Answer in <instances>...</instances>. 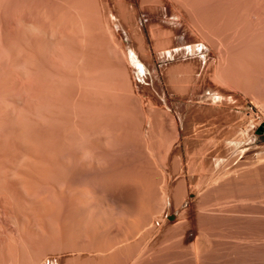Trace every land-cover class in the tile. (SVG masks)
Wrapping results in <instances>:
<instances>
[{"label": "rangeland", "instance_id": "1", "mask_svg": "<svg viewBox=\"0 0 264 264\" xmlns=\"http://www.w3.org/2000/svg\"><path fill=\"white\" fill-rule=\"evenodd\" d=\"M165 1L0 0V46L3 45L2 48L0 47V82H2L0 84V94L4 91L6 92L7 88L8 90L15 89V85H13L15 80H22L25 85V90H30V94L32 92L34 93H32L34 96L32 94L30 96V94L25 91L26 93L23 95V103L25 104L24 107H20L19 111L25 115L16 110V115L18 116L15 120L11 121V119H8L10 121L8 122L3 117L0 118V127L2 130H0V150H2L0 151V166L4 163L5 165L9 164V162L10 164L15 161L22 162L23 164L21 166H25L23 169L28 173L26 186L29 191L30 187L31 190L34 189L32 185L35 187L39 182H42L40 183L41 187L46 185L44 186V191L50 193L54 191L58 195V202L56 201L55 203L54 201L53 204L50 199H45L43 201L41 200L43 202H41V206H39L40 202H38L36 206L35 204L37 202L35 200L37 199H32L31 197H28V199V194L25 193V201L28 199L29 202L31 200V203L29 206V202H25L26 204L23 203V208H25L26 205L28 206H26L25 209L27 210L28 208L27 211L23 209L25 211L23 215L29 216H26L27 219L36 218L42 225L45 224V226H48L49 224L50 227L47 228L50 230H44V232L46 231L44 233L43 231H39L44 229L43 226H40V223L36 224L40 227L38 231H36L37 228H35L37 226L33 227L35 230L28 226L31 232H33V230L34 232L36 231L34 234L30 232L31 237L29 238L37 239L34 235L39 233L38 235L42 236L41 239H46V236L43 238L44 234L47 233L50 238L51 236H49V233L54 232L50 233V235L53 236L57 231L59 233H57V235H60V232L62 233L61 235H63L64 229H67V226L64 224L70 213L73 216L72 219L75 220L78 218L81 220L83 216L85 217L87 215L85 218L91 216L90 218L93 217L94 220L109 219L125 223L151 217V219L155 221L154 225L156 223L158 226H154L156 230H161L163 229V224L160 222L163 218L173 222L177 217V213H175L177 206L181 204V207L185 209L189 206L190 202L192 203L195 200V197H197L195 192L197 186V188H207L208 185L213 183L218 177L224 176L229 172L234 173L233 175H235L234 177H236V180L222 189V193L227 196L228 200H237V198L240 199L242 196L241 199L249 198L246 201L250 206L255 200L253 198H257L264 203V133H259L260 128L264 126V43L249 37L251 36L248 33V31H250V26L247 24L248 20L245 16L246 13L242 14L245 12V9L243 10L241 5V3L244 4L243 6L245 8L246 0H185L189 4L193 2L192 4L196 6V11H199L197 14H194L195 6L193 7L192 4H186L184 0V4H181L179 0ZM238 1H241L239 2L241 6L237 4ZM167 2H170L171 6ZM175 2H177V4ZM172 4H174V6ZM178 4L185 7H181ZM127 5H129L128 7H130L133 12L130 11ZM175 5H177L178 8H176ZM189 6L191 7V11H193L191 14L188 12ZM123 7L125 8L123 9ZM180 8H182L183 11L180 10ZM107 9H111L114 14L107 13ZM173 9L178 10L174 11ZM126 10L127 12H125ZM200 11L205 12L201 13ZM181 14L182 16L180 17ZM200 14L202 15L200 16ZM88 15L93 21L91 22V26L94 33L91 35L92 42L87 44V41H85V45H83V37L81 36L83 33L79 31L80 29L78 27L81 21L83 22L82 24L89 23L88 20L90 19H88ZM203 15H205L204 18ZM243 15L246 19L242 17ZM16 17L19 19L22 17L29 19L28 17H30L31 21L34 20V23L37 21L40 25H46V28L49 29L47 36L44 34L42 35L41 30L38 32L35 26L31 27L32 25H27L25 29H23V27L19 28L16 25L18 22ZM188 18L190 21H188ZM191 20L193 21L192 23ZM96 21L98 23H96ZM187 22H189V25ZM12 23L16 27L13 28L14 25ZM75 23H79L78 26L76 25L75 27L72 25H75ZM190 23L193 27L190 26ZM193 23L196 25H193ZM235 24L236 26H234ZM6 26L7 28L9 26L12 28L9 27L7 29ZM28 26L29 29H27ZM206 27H208V30ZM54 28L59 31L56 30L53 33L52 31H54ZM192 28L193 30H190ZM209 28H212L211 31ZM12 29L16 30L12 31ZM195 29H198L197 32L194 31ZM15 31L17 34L14 33ZM193 31L195 34H193ZM8 33H11V35ZM203 34H206L204 36L205 38ZM63 36L65 38H63ZM244 37L246 41L242 42ZM228 40L234 42H228ZM235 41L237 42L235 43ZM65 42L69 44L66 45ZM41 45L42 47H40ZM56 45H58V47H56ZM246 45L255 46H253V48L247 47ZM67 47H69V50ZM247 51L248 53H246ZM168 52L170 53L167 54ZM241 52L242 55L240 54ZM11 53L13 55H11ZM63 53H65V55ZM236 53L237 56L235 55ZM254 53L256 55H254ZM58 54L65 59L58 56ZM133 55L136 57L138 63H135ZM71 57L73 59H71ZM250 57L253 59L256 58L254 60L255 62L253 59H250ZM60 59L64 62L67 59V61L62 64ZM68 59H70V61ZM240 59L242 61H240ZM21 63L23 67H20L19 64ZM143 69L146 71L145 75L140 73ZM260 69L263 71L262 73ZM243 70L247 73H244ZM22 72L24 73L22 74ZM35 72H37V75ZM26 74H28L29 76H27L32 80L27 78ZM238 74L239 76L237 77ZM245 74L249 79L245 78ZM19 75L22 76L19 77ZM24 75L25 79H21L22 77L24 78ZM38 76L40 78H38ZM15 77H17V79H15ZM229 77H231V79H229ZM26 78L29 81L26 80ZM81 78L85 79V81ZM93 78L95 79L93 80ZM51 80L54 81V84ZM79 80L82 83H80ZM42 82H44L45 85H43ZM49 82L51 86H49ZM244 82L246 84H244ZM7 83L9 84L7 85ZM88 83L92 84L90 85ZM94 83L96 87L93 85ZM34 84H36V86ZM101 86H103V88H101ZM260 86L261 88H259ZM92 87L95 88L93 89ZM87 88H92L93 90ZM116 89L118 91H116ZM95 90L98 91L97 94ZM257 90L262 92L260 93ZM36 91L38 93H35ZM88 91L93 92L90 93ZM107 92H109V94ZM113 92L116 93L114 94L115 97L112 96ZM39 93L41 95L38 96ZM42 93L44 95H42ZM99 93H102V95H99ZM103 93L106 95L104 96ZM26 95L29 96L26 97ZM109 95L111 96V100ZM116 95L118 97H116ZM48 97L49 99H47ZM100 97H105V99H101ZM27 104H29V107ZM33 105L35 108L32 107ZM27 112L28 114H26ZM26 117L28 120H26ZM30 118L31 120H29ZM2 120H6L7 122H1ZM18 120H21L23 123ZM52 120L54 121L52 122ZM44 122L46 123L44 124ZM67 122H69V124ZM66 123L67 125H65ZM8 125L10 128H8ZM53 126L54 128H52ZM32 127H36L35 130ZM61 129L63 131H61ZM77 130L78 135L76 134ZM29 131L31 132L28 133ZM39 133L40 135H38ZM19 134L21 136H19ZM30 134L33 136V139ZM67 134L72 136V139L70 138L71 149H69L71 151L70 156L72 163V171H70L72 176L75 174L73 177L74 181H72L73 185H71L72 209L74 211L72 209L70 211L67 198L69 193V171L66 170V163L68 160V153H66V147H68ZM34 136L37 137V139ZM49 137L50 141L48 140ZM63 138H65L64 141ZM82 139H84V142ZM52 140H55L54 143ZM58 140H60V142ZM63 142H66V144L64 145ZM58 143L61 144L58 145ZM62 145L64 147H62ZM50 148L52 151H50ZM22 149L23 151H21ZM23 154H25L24 157ZM3 155L5 158H3ZM85 156L86 158H84ZM20 157H23V159ZM73 166L75 167L74 169H72ZM75 176H78V179L77 177L75 178ZM181 178H183V180L185 179V185L180 184ZM40 185L38 184V186ZM36 188L34 190H36ZM44 188H42V190ZM44 191H42L43 195L40 194L42 198L46 197L48 193ZM38 193H40V191ZM250 197H252V199ZM181 200L183 203L180 202ZM32 201H35V204L32 203ZM45 201L47 203H45ZM84 203L86 204L84 205ZM31 204H34L32 205L33 207L30 206ZM83 208L85 209V213ZM87 208L88 210H86ZM48 215L49 217H47ZM59 220L61 221L59 222ZM49 222H53L54 225L58 223L62 225L64 222L62 226L66 227L62 230V227L59 228L60 225L58 224L59 226H56L58 230L56 228L53 229L56 230L55 232L51 229L54 225L52 223L53 226L50 225ZM244 222L245 224H248V222L249 224L251 223L250 227H255L257 230L260 229V231L261 227L264 226V222H250L248 219H244ZM159 225L161 228L157 229ZM77 230H75V232H77ZM252 230L256 231L255 229ZM47 231H49V233ZM79 231L80 230H78V232ZM126 232L127 231H124V233ZM77 233H75L76 236L80 234ZM262 235H264V233H262L260 237H258V234L257 237L259 241L263 242L264 237L262 238ZM39 237L40 236H38V238ZM257 237L255 234L254 238L257 239ZM145 238L143 246L145 244L152 245V243H155L157 239L155 238V230L151 231L150 228H147ZM239 238L240 239L237 238L232 240L233 242L229 243V245L227 243L224 245L220 242L222 247L227 249L226 254L224 250V254L219 250V247H221L220 243L216 245L217 247L215 248L217 250L215 249L216 251H214V254L215 256L218 255L216 257L221 259H217L218 264L221 262H223V264H226V262L232 264L233 261L236 264H253V262L255 264L257 260L254 261V258L252 259L251 257L255 254V250L253 252L252 248H248L245 244L244 246L241 245L244 243L245 239ZM34 239L32 242L33 244L29 243L30 246H34ZM39 239H37V241ZM154 240L155 242H153ZM236 240L238 242L235 243ZM37 241L35 242V248L33 246L31 247V249H35H33L34 251L31 250L32 253H30V247L26 249V245V248L21 246L22 249L24 248L29 252V255L26 253L28 257H31V254L35 252V257L32 259L35 260V262L36 260L39 262L37 256L41 258V253H43V251H41L44 245L43 242L47 240H42V242L39 240L40 244H43L41 247L39 245V252L36 246L39 241ZM104 241L105 240H103V242ZM26 242L28 243L29 241ZM262 242L259 243L264 247V242ZM239 243H241V246ZM237 244L238 246H236ZM13 245L6 248L9 254L3 249L4 247H2L3 250H1L0 247V256L4 259L6 255L8 256L7 258L10 257L9 260H14L16 264L22 263L23 261L31 264L30 262L32 260L25 259V261L24 257H27L25 255L21 256L23 253L25 254L26 251L21 250L20 246L19 248L17 247L16 252L18 254L20 251L22 252L20 255L17 254L16 256L14 252L15 245ZM8 248H11L13 251ZM153 248H155V244ZM19 249L20 251L18 252ZM246 249H248V251ZM3 251H5V254ZM231 251L233 253H231ZM238 251L239 254H237ZM249 251L254 254H251ZM12 252L15 253V257H11V255L13 256ZM37 252L38 255H36ZM224 255L230 256L227 258ZM19 256L23 257V260L21 258L22 261ZM2 258L0 257L1 260ZM7 258L5 257L6 260ZM229 258H232V260H227ZM171 261V257L167 255V252L164 250L163 253H156L150 261L147 260L142 263L132 261L130 264H170ZM263 261L264 259L259 260L256 264ZM35 262L33 264H36ZM4 263L5 262L2 261L1 264ZM10 263H12V261L9 262V264Z\"/></svg>", "mask_w": 264, "mask_h": 264}, {"label": "bare ground", "instance_id": "2", "mask_svg": "<svg viewBox=\"0 0 264 264\" xmlns=\"http://www.w3.org/2000/svg\"><path fill=\"white\" fill-rule=\"evenodd\" d=\"M159 1V0H158ZM162 1V0H161ZM163 1H165V0H163ZM169 1H171V0H169ZM178 1V0H177ZM185 1V0H184ZM187 1V0H186ZM185 1V2H186ZM228 1V0H227ZM242 1V0H241ZM241 1H238V5H240L239 4V2H241ZM245 1V0H244ZM123 2H124V0H123ZM166 2V1H165ZM164 2V3H165ZM174 2V1H173ZM179 2L182 4L183 3V0H179ZM184 2V3H185ZM120 3H121V1H120ZM126 3V2H125ZM130 3V2H129ZM160 3H163V2H160ZM170 6H171V4H170V2H167ZM176 4H177V2H175ZM183 3V4H184ZM193 3V2H192ZM192 3H190V4H192ZM228 3V2H227ZM226 3V4H227ZM232 3V2H231ZM236 3V2H235ZM123 5H124V3H122ZM186 4H188V5H190L189 3H187L186 2ZM225 4V5H226ZM229 4V3H228ZM233 4V3H232ZM162 5V4H161ZM166 5V4H165ZM173 6H174V4H172ZM178 5H180V4H178ZM193 5V4H192ZM234 5V4H233ZM241 5H242V7H243V10L245 9V12H243L242 13V11H241V13L242 14H244V13H246V17H247V20H248V25L250 26L249 27V30L250 31H248V33H249V35H251V36H249V37H252V39H256L257 41H259V42H261V43H264V0H246V2H245V8H244V4H242L241 3ZM240 5V6H241ZM120 6V5H119ZM124 6H126V5H124ZM129 5H127V7H128ZM181 6V5H180ZM195 5H193V7H194ZM239 6V7H240ZM131 7H132V5H131ZM175 7L176 8H178L177 7V5H175ZM174 7V8H175ZM181 7H185V6H181ZM192 7V8H193ZM227 7V6H226ZM231 7V6H230ZM233 7V6H232ZM237 7V6H236ZM75 8H76V6H75ZM125 7H123V9H124ZM128 8H130V7H128ZM71 9V8H70ZM133 9V8H132ZM172 9V8H171ZM184 9V8H183ZM188 9V8H187ZM233 9H234V7H233ZM242 9V8H241ZM79 10V9H78ZM174 10V9H173ZM172 10V11H173ZM175 10H178V9H175ZM174 10V11H175ZM180 10H182V8H180ZM179 10V11H180ZM190 10V11H189ZM189 10H188V12H190V14H191V12L193 13V11H191V7L189 6ZM193 10V9H192ZM203 10V9H202ZM229 10V9H228ZM240 10V9H239ZM105 11V10H104ZM130 11H132L131 10V8H130ZM173 11V12H174ZM179 11H178V13H179ZM183 11V10H182ZM181 11V12H182ZM125 12H127V10L125 11ZM133 12V11H132ZM131 12V13H132ZM136 12V11H135ZM199 11H196V6L194 7V14L196 13H198ZM201 12V11H200ZM202 12H205V11H202ZM201 12V13H202ZM107 13H109V14H114L113 12H112V10L111 9H107ZM176 13V12H175ZM177 13V14H178ZM236 13V12H235ZM90 14V13H89ZM180 14V13H179ZM179 14H178V16H179ZM183 14V13H182ZM182 14L180 15V17L182 16ZM189 14V15H190ZM193 14V15H194ZM204 14V13H203ZM206 14V13H205ZM85 15V14H84ZM103 15V14H102ZM120 15H122V14H120ZM126 15V14H125ZM130 15V14H129ZM176 15V14H175ZM202 14H200V16H201ZM208 15V14H207ZM83 16V15H82ZM89 16V15H88ZM192 16V15H191ZM195 16V15H194ZM198 16V15H197ZM204 16L205 15H203V18H204ZM18 17V16H17ZM16 17V18H17ZM21 17V16H20ZM124 17V16H123ZM242 17H244V15L242 16ZM246 17H244L245 19H246ZM29 19H27L26 17H22V18H17L18 19V22H17V26L20 28V27H23V29H25L26 28V26L27 25H29V26H31V27H33V26H35V28L36 29H38L37 31L39 32V30H41L42 31V35L44 34L45 36H47V33H48V31H49V29L48 28H46V25H40V23H37V21H36V23H34L33 21H31L30 19V17H28ZM191 18V17H190ZM197 18V17H196ZM198 18H199V16H198ZM201 18V17H200ZM206 18V17H205ZM88 19H90V16L88 17ZM109 19V18H108ZM189 19V18H188ZM209 19V18H208ZM244 19V20H245ZM84 20V19H83ZM91 20V21H90ZM90 20H88L89 21V23L87 24V23H85V24H82L83 22L81 21V22H79V23H81V24H79V23H75V25L74 24H72L73 26H75L76 27V25L78 26V24H79V31H81L82 33H83V35L81 34V36L83 37V41H82V43H84L83 45H85V41H87V44L88 43H90V42H92V40H91V35H92V33H94L93 32V29H92V26H91V22H93L92 21V19H90ZM194 20V19H193ZM240 20V19H239ZM110 21V20H109ZM109 21H108V23H109ZM188 21H190V19L188 20ZM210 21V20H209ZM40 22V21H39ZM106 22V21H105ZM193 21L191 20V23H192ZM198 22V21H197ZM196 22V23H197ZM202 22H203V20H202ZM240 22H241V20H240ZM247 22V21H246ZM245 22V23H246ZM13 23H14V20H13ZM12 23V24H13ZM96 23H98L97 21H96ZM111 23V22H110ZM188 23V25H189V22H187ZM191 23H190V26H191ZM243 24V23H242ZM2 25V24H1ZM14 25V24H13ZM12 25V26H13ZM92 25H94V24H92ZM193 25H196L195 23H193ZM4 26V25H3ZM29 26L27 27V29H29ZM109 26V25H108ZM201 26V25H200ZM234 26H236V24L234 25ZM2 27V26H1ZM9 27H11V26H9ZM8 27V28H9ZM14 27H16L15 25L13 26V28ZM17 27V28H18ZM106 27H107V25H106ZM191 27H193V26H191ZM197 27V26H196ZM204 27V26H203ZM213 27V26H212ZM6 28H7V26H6ZM7 28V29H8ZM12 28V27H11ZM74 28V27H73ZM78 28H76V29H78ZM105 28V27H104ZM207 28V30H208V27H206ZM238 28V27H237ZM246 28V27H245ZM34 29V28H33ZM202 29V28H201ZM205 29V28H204ZM210 29V28H209ZM212 29V28H211ZM211 29H210V31H211ZM214 29V28H213ZM235 29V28H234ZM240 29V28H239ZM238 29V30H239ZM13 30H16V29H12V31ZM18 30V29H17ZM54 31H52V29H51V31L54 33L56 30H58V29H56L55 30V28L53 29ZM190 30H193V28L192 29H190ZM198 30V29H197ZM197 30L195 29L194 31H196L197 32ZM6 31V30H5ZM24 31H27V30H24ZM40 31V32H41ZM59 31V30H58ZM57 31V32H58ZM194 31H193V34H195L194 33ZM205 31V30H204ZM240 31V30H239ZM9 32H10V30H9ZM218 32V31H217ZM216 32V33H217ZM241 32V31H240ZM1 33V32H0ZM11 33H13V32H11ZM11 33H8V34H10L11 35ZM14 33H16V31L14 32ZM19 33V32H18ZM25 33V32H24ZM24 33H22V34H24ZM28 33V32H27ZM191 33V32H190ZM205 33V32H204ZM207 33H208V31H207ZM206 33V34H207ZM215 33V34H216ZM245 33H246V31H245ZM17 34V33H16ZM22 34H20V35H22ZM56 34V33H55ZM192 34V33H191ZM205 34V35H206ZM209 34V33H208ZM212 34H213V32H212ZM237 34V33H236ZM3 35V34H2ZM1 35V36H2ZM14 35V34H13ZM41 35V34H40ZM70 35V34H69ZM143 35V34H142ZM204 34H203V37L205 36ZM239 35V34H238ZM237 35V36H238ZM241 35V34H240ZM244 35V34H243ZM246 35V34H245ZM19 36V35H18ZM23 36V35H22ZM57 36V35H56ZM68 36V35H67ZM141 36V35H140ZM213 36V35H212ZM247 36V35H246ZM3 37V36H2ZM7 37H8V35H7ZM12 37V36H11ZM25 37H26V35H25ZM82 37H80V38H82ZM207 37V36H206ZM209 37H211V36H209ZM4 38V37H3ZM2 38V39H3ZM17 38V37H16ZM63 38H65L64 36H63ZM198 38V37H197ZM205 38V37H204ZM241 38V37H240ZM1 39V40H2ZM14 39H15V37H14ZM13 39V40H14ZM20 39V38H19ZM23 39V38H22ZM27 39V38H26ZM238 39V38H237ZM242 39V38H241ZM246 39H247V37H246ZM5 40V39H4ZM16 40V39H15ZM14 40V41H15ZM60 40V39H59ZM141 40V39H140ZM201 40V39H200ZM230 40H231V37H230ZM230 40H228V42L230 41ZM232 40H234V39H232ZM249 40V39H248ZM26 41V40H25ZM203 41V40H202ZM239 41V40H238ZM243 41H246L245 40V37H244V40H242V42ZM6 42H7V40H6ZM197 42V41H196ZM199 42V41H198ZM230 42H234V41H230ZM237 41H235V43H236ZM253 42V41H252ZM1 43V42H0ZM3 43V42H2ZM18 43H20V42H18ZM42 43V42H41ZM46 43V42H45ZM60 43V42H59ZM59 43H57L58 45H61V44H59ZM71 43V42H70ZM140 43H142V42H140ZM241 43V42H240ZM245 43V42H244ZM248 43V42H247ZM249 43H251V42H249ZM14 44V43H13ZM23 44V43H22ZM43 44V43H42ZM65 44L66 45H68L69 43H67V42H65ZM143 44V43H142ZM141 44V45H142ZM238 44H239V42H238ZM243 44V43H242ZM254 44V43H253ZM256 44V43H255ZM9 45V44H8ZM39 45V44H38ZM58 45H56V47H58ZM64 45V44H63ZM65 45V46H66ZM140 45V46H141ZM236 45V44H235ZM248 45V44H247ZM246 45V46H247ZM257 45H258V43H257ZM2 46L3 45H1L0 47L2 48ZM27 46V45H26ZM91 46H92V44H91ZM139 46V45H138ZM229 46V45H228ZM232 46V45H231ZM245 46V45H244ZM243 46V47H244ZM253 46H255V45H252V46H247V47H253ZM40 47H42V45L40 46ZM70 47H71V45H70ZM74 47V46H73ZM72 47V48H73ZM237 47V46H236ZM262 47H263V45H262ZM5 48V47H4ZM14 48V47H13ZM61 48V47H60ZM66 48V47H65ZM69 47H67V49H68ZM79 48V47H78ZM93 48V47H92ZM143 48V47H142ZM142 48H141V52H142ZM254 48V47H253ZM253 48H252V51H253ZM12 49V48H11ZM17 49V48H16ZM45 49V48H44ZM48 49V48H47ZM193 49V48H192ZM240 49H241V47H240ZM247 49V48H246ZM249 49V48H248ZM1 50V49H0ZM4 50V49H3ZM19 50V49H18ZM25 50H27V49H25ZM58 50V49H57ZM69 50V49H68ZM234 50V49H233ZM239 50V49H238ZM5 51H6V49H5ZM4 51V52H5ZM11 51V50H10ZM9 51V52H10ZM15 51V50H14ZM58 51H61V50H58ZM140 51V50H139ZM146 51V50H145ZM225 51V50H224ZM244 51V50H243ZM261 51V50H260ZM264 51V50H263ZM16 52V51H15ZM84 52V51H83ZM140 52V53H141ZM227 52V51H226ZM38 53V52H37ZM61 53V52H60ZM73 53H75V52H73ZM170 52H168L167 54H169ZM225 53V52H224ZM246 53H248V51L246 52ZM262 53V52H261ZM64 55H65V53H63ZM141 54H143V53H141ZM222 54V53H221ZM241 55H242V52L240 53ZM244 54V53H243ZM11 55H13L12 53H11ZM63 55V56H64ZM83 55V54H82ZM236 56H237V53L235 54ZM254 55H256L255 53H254ZM58 56H60L59 54H58ZM73 56V55H72ZM223 56V55H222ZM233 56H234V54H233ZM235 56V57H236ZM249 56V55H248ZM260 56V55H259ZM258 56V57H259ZM263 56V55H262ZM60 57H62V56H60ZM65 57V56H64ZM67 57V56H66ZM69 57V56H68ZM81 57V56H80ZM83 57V56H82ZM141 57H142V55H141ZM255 57V56H254ZM20 58H23V57H20ZM55 58V57H54ZM63 58V57H62ZM75 58V57H74ZM84 58V57H83ZM148 58V57H147ZM234 58V57H233ZM25 59V58H24ZM23 59V60H24ZM36 59V58H35ZM63 59H65V58H63ZM71 59H73L72 57H71ZM76 59V58H75ZM78 59H79V57H78ZM82 59V58H81ZM80 59V60H81ZM128 59V58H127ZM133 59H134V61H135V63H138L137 62V60H136V57L133 55ZM243 59V58H242ZM249 59V58H248ZM250 59H253V58H251L250 57ZM256 59V58H255ZM255 59H253V61L255 60ZM257 59H259V58H257ZM21 60V59H20ZM61 60V59H60ZM69 61H70V59H68ZM83 60V59H82ZM238 60H239V58H238ZM16 61V60H15ZM14 61V62H15ZM19 61V60H18ZM17 61V62H18ZM38 61V60H37ZM62 62V64H63V60H61ZM66 61H67V59H66ZM65 61V62H66ZM76 61V60H75ZM128 61V60H127ZM237 61V60H236ZM240 61H242L241 59H240ZM246 61H247V59H246ZM246 61H245V63H246ZM13 62V63H14ZM26 62V61H25ZM64 62V63H65ZM234 62H235V59H234ZM248 62V61H247ZM255 62V61H254ZM260 62V61H259ZM71 63V62H70ZM244 63V62H243ZM257 63V62H256ZM17 64V63H16ZM258 64V63H257ZM262 64V63H261ZM8 65V64H7ZM20 65V67H23V66H21L22 65V63L21 64H19ZM260 65V64H259ZM9 66V65H8ZM260 66H262V65H260ZM10 67V66H9ZM19 67V68H20ZM263 67V66H262ZM262 67H261V69H262ZM6 68V67H5ZM4 68V69H5ZM12 68V67H11ZM244 68H247V67H244ZM253 68H254V66H253ZM253 68H252V70H253ZM260 68V67H259ZM261 69H260V71H261ZM6 70H7V68H6ZM13 70L15 71V69L13 68ZM263 70V69H262ZM11 71V70H10ZM9 71V72H10ZM20 71V70H19ZM246 71V70H245ZM258 71V70H257ZM6 73H8L7 71H5ZM5 72H4V74H5ZM52 72V71H51ZM243 72H244V70H243ZM253 72V71H252ZM263 71H261V73H262ZM12 73V72H11ZM24 72H22V74H23ZM25 73H27V72H25ZM36 73V75H37V72H35ZM35 73H32V74H35ZM141 74H146V71L143 69L141 72H140ZM244 73H247V72H244ZM264 73V72H263ZM3 74V73H2ZM3 74V75H4ZM13 74V73H12ZM48 74V73H47ZM235 74V73H234ZM249 74V73H248ZM2 75V76H3ZM6 75H8V74H6ZM11 75V74H10ZM17 75V74H16ZM28 74H26V76H27ZM52 75V74H51ZM54 75H55V73H54ZM253 75V74H252ZM257 75H259V74H257ZM262 75V74H261ZM13 76H14V74H13ZM22 76V75H21ZM20 75H19V77H21ZM29 76V75H28ZM27 76V78H29ZM42 76V75H41ZM45 76H47V75H45ZM239 76V74L237 75V77ZM241 76V75H240ZM244 76V75H243ZM4 77H6V76H4ZM8 77V76H7ZM44 77V76H43ZM53 77H55V76H53ZM66 77V76H65ZM237 77H235V78H237ZM26 78V80H28ZM38 78H40L39 76H38ZM48 78H49V76H48ZM67 78V77H66ZM80 78V77H79ZM87 78H92V77H87ZM224 78V77H223ZM233 78V77H232ZM234 78V79H235ZM244 78V77H243ZM245 78H247L246 77V74H245ZM257 78V77H256ZM2 79H4V78H2ZM1 79V80H2ZM6 79H8V78H6ZM15 79H17V77H15ZM20 79V78H19ZM21 79H25V75H24V78L22 77ZM29 79H31V78H29ZM36 79V78H35ZM68 79V78H67ZM81 79H83V78H81ZM95 78H93V80H94ZM221 79H222V77H221ZM227 79H228V77H227ZM229 79H231V77H229ZM247 79H249V77L247 78ZM246 79V80H247ZM263 79V78H262ZM9 80V79H8ZM32 80V79H31ZM38 80V79H37ZM36 80V81H37ZM40 80V79H39ZM50 80V79H49ZM223 80V79H222ZM253 80V79H252ZM252 80H250V81H252ZM259 80V79H258ZM3 81V80H2ZM13 81V80H12ZM29 81V80H28ZM34 81V80H33ZM35 81V82H36ZM47 81H48V79H47ZM46 81V82H47ZM82 81V80H81ZM83 81H85V79H83ZM224 81V80H223ZM228 81V80H227ZM231 81V80H230ZM248 81V80H247ZM4 82V81H3ZM51 82H53V84H54V81L53 80H51ZM79 82H80V80H79ZM91 82V81H90ZM226 82V81H225ZM2 82H0V84H1ZM5 83V82H4ZM9 83H12V82H9ZM9 83H7V85L9 84ZM31 83V82H30ZM39 83V82H38ZM43 83V85H45L44 84V82H42ZM41 83V84H42ZM80 83H82V82H80ZM261 83V82H260ZM29 84V83H28ZM36 84H37V82H36ZM36 84H34L35 86H36ZM40 84V85H41ZM49 84V86H51L50 84V82L48 83ZM53 84H52V86H53ZM88 84H92V83H88ZM99 84V83H98ZM97 84V85H98ZM238 84V83H237ZM242 84V83H241ZM244 84H246L245 82H244ZM255 84V83H254ZM259 84V83H258ZM13 85H15V89H10V90H8V88H7V91L5 92H2V94H0V118L1 117H3L4 119H6L8 122H10L9 120L11 119V121H13V120H15L16 118H17V116L18 115H16V112L17 111H19V109H20V107L22 106V107H24V104L25 103H23L24 101H23V98H24V94L27 92L28 94H30L29 93V91L27 90H25V85H24V82L22 81V80H15V83H13ZM12 85V86H13ZM86 85V84H85ZM85 85H84V87H85ZM94 86H95V83L93 84ZM2 86V85H1ZM4 86V85H3ZM33 86V85H32ZM264 86V85H263ZM30 87V86H29ZM91 87V86H90ZM96 87V86H95ZM94 87V88H95ZM99 87H100V85H99ZM10 88V87H9ZM38 88V87H37ZM52 88H54V87H52ZM82 88H83V85H82ZM93 88V87H92ZM92 88H87V89H89V90H91ZM93 88V89H94ZM101 88H103V86H101ZM259 88H261V86L259 87ZM258 88V89H259ZM32 89V88H31ZM33 89H36V88H33ZM46 89H49V88H46ZM92 89V90H93ZM99 89V88H98ZM97 89V90H98ZM104 89H105V87H104ZM100 90V89H99ZM254 90V89H253ZM26 91V92H25ZM35 91V90H34ZM39 91H40V89H39ZM96 91V90H95ZM104 91V90H103ZM116 91H118L117 89H116ZM258 92H260V90H257ZM263 91H264V89H263ZM41 92H43V91H41ZM88 92H93V91H88ZM121 92V91H120ZM262 92V91H261ZM260 92V93H261ZM33 93V92H32ZM31 93V94H32ZM35 93H38L37 91L35 92ZM98 93V91H96V94ZM108 94H109V92H107ZM31 94H30V96H31ZM34 94V93H33ZM32 94V95H33ZM48 94V93H47ZM102 95V93H99V95ZM114 94H116V93H114L113 92V95L112 96H114ZM263 94V93H262ZM261 94V95H262ZM37 95V94H36ZM35 95V96H36ZM39 95H41L40 93L38 94V96ZM42 95H44L43 93H42ZM103 95L105 96L106 94H104L103 93ZM111 95V94H110ZM109 95V97H110V100H111V96ZM29 96V95H28ZM27 95H26V97H28ZM34 96V95H33ZM50 96V95H49ZM90 96V95H89ZM96 96V95H95ZM108 96V95H107ZM46 97V96H45ZM93 97V96H92ZM103 97V96H102ZM115 97V96H114ZM116 97H118L117 95H116ZM33 98V97H32ZM31 98V99H32ZM36 98V97H35ZM101 98V97H100ZM113 98V97H112ZM30 99V98H29ZM29 99H26V100H29ZM39 99V98H38ZM47 99H49V97L47 98ZM98 99V98H97ZM101 99H105V97L104 98H101ZM108 99V98H107ZM116 99V98H115ZM25 100V99H24ZM34 100V99H33ZM100 100V99H99ZM32 101V100H31ZM29 102V101H28ZM35 102V101H34ZM108 102H109V100H108ZM36 103H37V101H36ZM23 104V105H22ZM30 104H31V102H30ZM34 104V103H33ZM28 105V107H29V104H27ZM32 105V104H31ZM38 105V104H37ZM50 105V104H49ZM26 107V106H25ZM31 107V106H30ZM32 107H34V105L32 106ZM37 107V106H36ZM35 108V107H34ZM29 109H31V108H29ZM17 110V111H16ZM23 110V109H22ZM21 110V111H22ZM25 110V109H24ZM29 111V110H28ZM49 111H50V109H49ZM55 111V110H54ZM30 112V111H29ZM51 112V111H50ZM19 113H21L20 111H19ZM53 113V112H52ZM56 113V112H55ZM21 114H23V115H25L24 113H21ZM26 114H28V112L26 113ZM33 114V113H32ZM39 115V114H38ZM28 116V115H27ZM36 116H37V114H36ZM41 116V115H40ZM39 116V117H40ZM34 117H35V115H34ZM41 117H43V116H41ZM40 117V118H41ZM44 117H46V116H44ZM21 118H23V117H21ZM20 118V119H21ZM27 118V117H26ZM37 118H38V116H37ZM50 118V117H49ZM52 118H54V119H56L55 117H52ZM9 119V120H8ZM33 119V118H32ZM6 120H2L1 122H7ZM22 120V119H21ZM21 120H18V121H21ZM26 120H28V118L26 119ZM29 120H31V118L29 119ZM48 120H50V119H48ZM17 121V120H16ZM54 120H52V122H53ZM22 122V121H21ZM27 122V121H26ZM34 122V121H33ZM33 122H32V124H33ZM38 122V121H37ZM36 122V123H37ZM41 122H43V121H41ZM56 122V121H55ZM12 123V122H11ZM23 123V122H22ZM31 123V122H30ZM46 122H44V124H45ZM68 124H69V122H67ZM67 123L65 124V125H67ZM2 124V123H1ZM10 124V123H9ZM38 124V123H37ZM51 124V123H50ZM4 125V124H3ZM2 125V126H3ZM6 125H7V123H6ZM19 125V124H18ZM22 125V124H21ZM21 125H20V127H21ZM36 125V124H35ZM43 125V124H42ZM49 125V124H48ZM52 125H53V123H52ZM27 126H28V124H27ZM30 126V125H29ZM33 126V125H32ZM63 126V125H62ZM70 126V125H69ZM19 127V126H18ZM8 128H10L9 127V125H8ZM17 128V127H16ZM26 128V127H25ZM34 130H35V128L36 127H32ZM31 128V129H32ZM38 128H40V127H38ZM46 128V127H45ZM50 128V127H49ZM52 128H54V126L52 127ZM51 128V129H52ZM60 128H61V126H60ZM71 128V127H70ZM20 129V128H19ZM24 129V128H23ZM29 129V128H28ZM28 129H26V130H28ZM43 129V128H42ZM0 130H1V127H0ZM4 130V129H3ZM8 130V129H7ZM53 130V129H52ZM2 131V130H1ZM9 131H10V129H9ZM61 131H63L62 129H61ZM73 131V130H72ZM71 131V132H72ZM12 132V131H11ZM10 132V133H11ZM31 131H29L28 133H30ZM42 132V131H41ZM40 132V133H41ZM71 132H69V133H71ZM3 133V132H2ZM23 133V132H22ZM25 133H27V132H25ZM33 133V132H32ZM35 133V132H34ZM40 133L38 134V135H40ZM44 133H46V132H44ZM44 133H42V134H44ZM51 133V132H50ZM55 133V132H54ZM62 133H64V132H62ZM74 133V132H73ZM78 133V130L76 131V134ZM81 133V132H80ZM83 133V132H82ZM2 135V134H1ZM15 135V134H14ZM31 135V134H30ZM34 135H36V134H34ZM48 135V134H47ZM52 135V134H51ZM72 135V134H71ZM78 135V134H77ZM7 136V135H6ZM10 136V135H9ZM19 136H21L20 134H19ZM23 136V135H22ZM27 136V135H26ZM25 136V137H26ZM32 136V135H31ZM63 136V135H62ZM65 136V135H64ZM69 136V137H68ZM8 137V136H7ZM12 137V136H11ZM24 137V136H23ZM35 137V136H34ZM39 137V136H38ZM72 136H70L69 134H67V138H68V142H67V144H68V147H66L67 148V152L66 153H68L67 155H68V157H67V163H66V170H68L69 171V180H68V182H69V189H68V191H69V193H68V191H67V193H68V195H67V198H68V201H69V209H70V211H71V209H72V197H71V185H73L72 184V181H74V179H73V177H74V175L72 176L71 175V166H72V163H71V156H70V149H71V144H70V138H71ZM79 137V136H78ZM84 137V136H83ZM82 137V138H83ZM5 138V137H4ZM36 139H37V137H35ZM3 139V138H2ZM6 139V138H5ZM13 139V138H12ZM21 139V138H20ZM23 139V138H22ZM32 139H33V136H32ZM36 139H35V141H36ZM41 139V138H40ZM43 139V138H42ZM64 139L65 138H63V141H64ZM72 139V138H71ZM81 139V138H80ZM9 140V139H8ZM25 141H27L26 139H24ZM30 140H31V137H30ZM46 140V139H45ZM49 141H50V137H49V139H48ZM56 140V139H55ZM54 140V141H55ZM83 140V142H84V139H82ZM7 141V140H6ZM11 141V140H10ZM53 141V140H52ZM54 141H53V143H54ZM59 142H60V140H58ZM72 141V140H71ZM47 142V141H46ZM8 143V142H7ZM24 143V142H23ZM28 143V142H27ZM33 143V142H32ZM36 143V142H35ZM40 143V142H39ZM64 143V145L66 144V142H63ZM73 143V142H72ZM75 143V142H74ZM14 144V143H13ZM25 144V143H24ZM41 144V143H40ZM44 144V143H43ZM59 144H61V143H58V145ZM30 145V144H29ZM28 145V146H29ZM42 145V144H41ZM73 145V144H72ZM86 145V144H85ZM38 146V145H37ZM40 146V145H39ZM48 146V145H47ZM8 147V146H7ZM58 147V146H57ZM62 147H64L63 145H62ZM74 147V146H73ZM87 147V146H86ZM85 147V148H86ZM42 148V147H41ZM70 148V149H69ZM19 149V148H18ZM21 149V148H20ZM28 149V148H27ZM34 149V148H33ZM40 149V148H39ZM88 149V148H87ZM4 150V149H3ZM17 150V149H16ZM30 150V149H29ZM43 150H45V149H43ZM59 150H60V148H59ZM64 150V149H63ZM0 151H2V150H0ZM13 151V150H12ZM17 151H19V150H17ZM21 151H23V149L21 150ZM27 151V150H26ZM50 151H52V149L50 148ZM87 151V150H86ZM10 152H11V150H10ZM14 152V151H13ZM54 152V151H53ZM56 152H58V151H56ZM65 152V151H64ZM84 152H85V150H84ZM5 153V152H4ZM25 153V152H24ZM35 153V152H34ZM40 153V152H39ZM6 154H8V153H6ZM26 154V153H25ZM25 154H23V157H24V155ZM31 154V153H30ZM29 154V155H30ZM65 154V153H64ZM20 155V154H19ZM37 155V154H36ZM39 155V154H38ZM56 155V154H55ZM60 155V154H59ZM8 156V155H7ZM33 156V155H32ZM43 156V155H42ZM61 156V155H60ZM14 157V156H13ZM23 157H20V158H22L23 159ZM26 157V156H25ZM28 157V156H27ZM46 157H48V156H46ZM2 158V157H1ZM3 158H5L4 157V155H3ZM37 158V157H36ZM43 158V157H42ZM84 158H86V156L84 157ZM25 159V158H24ZM52 159H54V158H52ZM7 160H9V159H7ZM21 160V159H20ZM57 160V159H56ZM59 160V159H58ZM62 160V159H61ZM2 161H5V160H2ZM1 161V162H2ZM18 161V160H17ZM24 161H26V160H24ZM41 161V160H40ZM52 161V160H51ZM9 162V161H8ZM35 162V161H34ZM72 162H73V160H72ZM3 163V162H2ZM21 163V164H20ZM28 163V162H27ZM32 163V162H31ZM47 163V162H46ZM55 163V162H54ZM57 163V162H56ZM64 163V164H65ZM23 163L22 162H14V163H12L11 162V164H10V162H9V164H6L5 165V163L3 164V165H1L0 166V247H1V250H3V249H5V251H7L6 250V248L7 247H11L13 244L16 246H14V252L16 253V256H17V247L19 248V246H20V249L21 250H24V251H26V249H28L29 247H30V253H32V251L31 250H33L34 248H35V242L37 241V239H39L41 242H42V240H47V241H45V242H43V244H40V241H39V243L36 245L37 247V249H38V252H39V245H40V247L42 246V248L43 249H41V251H43V253H41L42 255H41V258H39L38 256H37V259H39L38 261L39 262H37V260H36V262H35V260H32L33 259V257H35V252L33 253L34 254V256H33V254H31L32 256L31 257H28V256H26L27 254L29 255V252H25V254L23 253L21 256H23V255H25L27 258H25L24 257V260L25 259H30V263L31 264H33L34 262L36 263V264H130L132 261H135V262H137V263H142V262H144V261H147V260H152V258L154 257V255L156 254V253H163L164 252V250H165V252H167V255H169L170 257H171V259H172V261H171V263L170 264H218V262H217V259H220V258H217L216 256H218V255H216L215 256V254H214V251H216L217 249L215 248V247H217L216 245H219V243L221 242L222 244H228L229 245V243H232L233 241L232 240H235V239H240L239 237H241L242 239H245V240H247V241H245L244 240V243L243 244H241V243H239V245L241 244V245H243L244 246V244H245V246H247L248 248H252L251 250L254 252V250H255V254L253 253V252H251V251H249V252H251V254H254L255 255V257H254V255L253 256H251L252 257V259L255 261V260H257L258 262H259V260H263L264 259V247H262L261 245H260V243L259 242H262V241H259V239H258V237H260V235L262 234V233H264V226L263 227H261V231H260V229H256L255 227L253 228V227H250L251 226V223L249 224V222H248V224H245V222H244V219H248L250 222L252 221H257V223H258V221H259V223H263L264 222V203H263V201H259L257 198H253V199H257L256 201L254 200V202L251 204V206L249 205V203L246 201L247 199H249V198H247V199H241V197H240V199H238L237 198V200H228L227 199V196L226 195H224L223 193H222V189H224L225 188V186L226 185H228V184H231L233 181H235L236 180V177H234L235 175H233L234 173H231V172H229V173H226L224 176H220V177H218L213 183H210L209 185H208V187L207 188H197L196 186V189H195V192H196V194H197V197H195V200L191 203L190 202V204H189V206L187 207V208H185V209H183L182 207H181V204H179L178 206H177V209H176V211H175V213H177V217H176V219L173 221V222H170V221H168L167 219H162L161 220V222L160 223H162L163 224V229H161V230H156V228L154 227V226H157L156 225V223H155V225H154V219H151V217H147V218H145V219H143V220H138V221H131V222H119V221H116V220H109V219H107V220H94L93 219V217L92 218H90L91 216H89V218H85V217H87V215L84 217L83 216V218L81 219V220H79V218L77 219V220H79V221H77V220H75V219H72V215H71V213H70V215H69V213H68V219L66 218V223L64 224V222H63V224L64 225H66L67 226V229H64V227H66V226H62L61 224H59L58 222V224L60 225H58V224H53V222H49L50 223V225H52L53 227L51 228L52 230L54 229V228H56L57 229V227L56 226H59V228H61L62 230L64 229L65 231H63V235H61L62 233L60 232V235H57V233H58V231H57V233H55V235H50V233H54V232H50L49 233V231H47L48 233H49V236H51L50 238L48 237V234L46 235V234H44L45 232H44V230H50V229H47V228H50L49 227V224H48V226L46 227L45 226V224L44 225H42L40 222H39V220L38 219H36V218H34V219H27L26 218V216L27 215H23V214H25L24 212L25 211H27L28 210V208H27V210H25L26 209V206H25V208H23V203H25V202H29L28 201V197H31L32 199L34 198V199H37V200H35L37 203L35 204L33 201H32V203H34L36 206H37V204H38V202H40L39 203V206H41V202L43 201V200H45V199H47V200H49L50 199V201L54 204V201H55V203H56V201H57V199H58V195L53 191L52 193H50V192H48V191H44L45 190V188H44V186H46V185H43L42 187H41V185H40V183H42V182H39L38 184L40 185V186H38V184H37V186H35L34 187V185H32L33 186V188L35 189L36 187V190H31V187H30V191L27 189V186H26V181H28L27 179H28V173H27V171L25 170V169H23V167H25V166H21ZM49 164H50V162H49ZM59 164V163H58ZM61 164V163H60ZM27 165V164H26ZM35 165H36V163H35ZM47 165V164H46ZM52 166H54V165H52ZM48 167H49V165H48ZM51 167V166H50ZM28 168V167H27ZM31 168V167H30ZM75 167L73 166V168L72 169H74ZM29 169V168H28ZM27 169V170H28ZM42 169V168H41ZM52 169V168H51ZM54 169H55V167H54ZM40 170V169H39ZM71 170V171H70ZM32 171V170H31ZM34 171V170H33ZM48 171V170H47ZM56 171H58V170H56ZM63 171H65V170H63ZM39 172V171H38ZM37 172V173H38ZM43 172V171H42ZM50 172V171H49ZM60 172V171H59ZM83 172V171H82ZM56 173V172H55ZM36 174V173H35ZM61 174V173H60ZM79 174V173H78ZM80 174H81V172H80ZM80 174H79V176H80ZM29 175H30V172H29ZM43 176V175H42ZM46 176V175H45ZM44 176V177H45ZM62 176V175H61ZM64 176V175H63ZM84 176V175H83ZM30 177V176H29ZM54 177V176H53ZM77 177V179H78V176H75V178ZM47 178V177H46ZM50 178V177H49ZM52 178V177H51ZM56 178V177H55ZM63 178V177H62ZM67 178H68V176H67ZM84 178V177H83ZM36 179V178H35ZM58 179V178H57ZM61 179V178H60ZM80 179V178H79ZM86 179V178H85ZM181 179H182V181H181ZM180 179V184L182 185H185V179L183 180V178H181ZM87 180V179H86ZM32 181V180H31ZM41 181V180H40ZM46 181V180H45ZM54 181V180H53ZM62 181V180H61ZM75 181H78V180H75ZM83 181H85V180H83ZM34 182V181H33ZM51 182V181H50ZM67 182V181H66ZM79 182V181H78ZM30 183V182H29ZM28 183V184H29ZM35 183V182H34ZM49 183V182H48ZM48 183H47V185H48ZM54 183H56V182H54ZM62 183V182H61ZM77 183V182H76ZM205 183V182H204ZM51 184V183H50ZM59 184V183H58ZM85 184H86V182H85ZM31 185V184H30ZM64 185V184H63ZM82 185V184H81ZM84 185V184H83ZM50 186V185H49ZM52 187H53V184H52ZM87 187V186H86ZM42 188H44L43 190H42ZM183 188H185V187H183ZM82 189V188H81ZM48 190H49V188H48ZM61 190V189H60ZM180 190V189H179ZM33 191H35V192H33ZM40 191V193H38ZM42 191H44V192H48L47 194H46V197H44V198H42L41 197V195H43V192ZM87 191V190H86ZM42 192V193H41ZM77 192V191H76ZM25 193H27L28 195H27V201H25L26 200V194H25V196H24V194ZM60 193V192H59ZM66 193V194H67ZM182 193V192H181ZM181 193H179V194H181ZM41 194V195H40ZM45 194V193H44ZM186 194V193H185ZM63 195V194H62ZM87 195V194H86ZM210 195V196H209ZM208 196H209V198H208ZM226 196V197H225ZM75 197V196H74ZM232 197V196H231ZM237 197H238V195H237ZM245 197V196H244ZM88 198V197H87ZM182 198H184V197H182ZM251 199H252V197H250ZM259 198V197H258ZM62 199V198H61ZM75 199V198H74ZM79 199V198H78ZM40 200V201H39ZM42 200V201H41ZM80 200H82V199H80ZM184 200V199H183ZM49 201V202H50ZM60 201V200H59ZM76 201V200H75ZM253 201V200H252ZM58 202V201H57ZM65 202V201H64ZM63 202V203H64ZM180 202H182V200L180 201ZM31 203V200H30V202L28 203V206H29V204ZM43 203V202H42ZM45 203H47L46 201H45ZM51 203V204H52ZM81 203V202H80ZM183 203V202H182ZM22 204V205H21ZM26 204V203H25ZM34 204H31L30 206H32V205H34ZM68 204V203H67ZM86 203H84V205H85ZM58 205V204H57ZM27 206V207H28ZM36 206H34V207H36ZM50 206V205H49ZM60 206H62V205H60ZM74 206V205H73ZM87 206V205H86ZM86 206H85V208H86ZM184 206V205H183ZM33 207V206H32ZM48 207V206H47ZM57 207V206H56ZM66 207H67V205H66ZM22 208V209H21ZM37 208H39V207H37ZM36 208V209H37ZM46 208V207H45ZM50 208V207H49ZM61 208V207H60ZM59 208V209H60ZM80 208H82V207H80ZM79 208V209H80ZM20 209H21V212H20ZM25 211H24V210ZM31 209V208H30ZM29 209V210H30ZM48 209V208H47ZM54 209V208H53ZM78 209V208H77ZM84 209V208H83ZM23 210V211H22ZM42 210V209H41ZM45 210V209H44ZM57 210V209H56ZM63 210V209H62ZM67 210V209H66ZM73 210V209H72ZM86 210H88V208L86 209ZM51 211V210H50ZM74 211V210H73ZM72 211V212H73ZM84 211V213H85V209L83 210ZM82 211V212H83ZM23 212V213H22ZM46 212V211H45ZM54 212V211H53ZM58 212H59V210H58ZM76 212V211H75ZM32 213V212H31ZM39 213V212H38ZM61 213V212H60ZM78 213V212H77ZM86 213H87V211H86ZM26 214H27V212H26ZM54 214H55V212H54ZM64 214H65V212H64ZM64 214H63V216H64ZM30 215V214H29ZM61 215V214H60ZM81 215V214H80ZM32 216V215H31ZM51 216H52V214H51ZM27 217H29V216H27ZM47 217H49V215L47 216ZM57 217V216H56ZM33 218V217H32ZM38 218V217H37ZM41 218V217H40ZM61 218H62V216H61ZM76 218V217H75ZM54 219V218H53ZM32 220H33V222H32ZM35 220V221H34ZM37 220V221H36ZM44 220V219H43ZM50 220H52V219H50ZM61 220H59V222H60ZM65 221V220H64ZM261 221V222H260ZM158 222V221H157ZM244 222V223H243ZM37 223H40L41 225V227L43 226L44 227V229H41V230H39V228L40 227H38L39 225H36ZM56 223V222H55ZM161 225V224H160ZM160 225H159V228H157V229H160L161 227H160ZM28 226H29V228H32V229H34L33 227L34 226H37V227H35V228H37V230L36 231H43L44 233V235H43V238H44V236H46L45 238L46 239H41L42 238V236L41 235H38V234H35L34 235V237H37V239L35 240L34 238V246L33 245H29V243L31 244L32 242H33V239L32 238H29V237H31L30 236V232H31V229H29L28 228ZM162 226V225H161ZM261 226H262V224H261ZM158 227V226H157ZM28 228V229H27ZM147 228H150V230L151 231H153V230H155V238H157L156 239V242H155V240L153 241V242H155V243H152V245H149V244H145L144 246H143V241L146 239L145 238V235L147 234ZM80 230L79 232H78V230ZM252 229H255L256 231H254V230H252ZM263 229V230H262ZM35 230V229H34ZM34 230H33V232H31V234H34V233H36V231L34 232ZM51 230V231H52ZM58 230V229H57ZM75 230H77V232H75ZM53 231H55L56 232V230H53ZM60 231V230H59ZM124 231H127L126 233H124ZM262 232V233H261ZM75 233H77V234H79L78 236H76V234ZM40 234H41V232H40ZM59 234V233H58ZM251 234H252V236H251ZM254 234V235H253ZM255 234H256V237H257V235L259 234V236L257 237V239L256 238H254L255 237ZM140 235V236H139ZM38 236H40L39 238H38ZM48 237V238H47ZM262 238L264 237V235H262L261 236ZM30 240H29V239ZM261 238V239H262ZM264 239V238H263ZM32 240V241H31ZM103 240H105L104 242H103ZM26 241H29L28 243L26 242ZM31 241V242H30ZM37 241V242H38ZM223 242H225V243H223ZM236 242H238L237 240L235 241V243ZM263 242H264V240H263ZM262 242V243H263ZM221 243H220V245H221ZM234 243V244H235ZM33 244V243H32ZM155 244V248H153V245ZM264 244V243H263ZM25 245H26V247H25ZM223 245V246H224ZM240 245V246H241ZM25 247L26 249H22V247ZM34 247L33 249H31V247ZM227 246V245H226ZM236 246H238V244L236 245ZM239 246V247H240ZM2 247H4L3 249H2ZM221 247H222V245H221ZM219 247V250L222 252V254H226V251H227V249L225 248V247ZM233 247V246H232ZM223 248H225V249H223ZM241 248V247H240ZM243 248V247H242ZM244 248H246V247H244ZM9 249V248H8ZM20 249L18 250V252L20 251ZM216 249V250H215ZM229 249V248H228ZM233 249V248H232ZM9 250H11V248L9 249ZM35 250V249H34ZM33 250V251H34ZM223 250L225 251L224 253H223ZM231 250V249H230ZM236 250V249H235ZM247 251H248V249H246ZM245 250V251H246ZM250 250V249H249ZM5 251H3V253L5 252ZM11 251H13V250H11ZM29 251V250H28ZM37 251V250H36ZM240 251V250H239ZM239 251H238V253L237 254H239ZM241 251H242V249H241ZM2 252V251H1ZM14 252H12L13 253V256L11 255V257H15V253ZM22 251H20L19 252V254L18 255H20V253H21ZM38 252H37V254L36 255H38ZM229 252V251H228ZM233 252H234V250H233ZM232 251H231V253H233ZM244 252V251H243ZM2 253V254H3ZM7 253H8V251H7ZM6 253V254H7ZM27 253V254H26ZM230 253V254H231ZM245 253V252H244ZM243 253V254H244ZM5 254V253H4ZM9 254V253H8ZM221 254V255H222ZM228 254V253H227ZM235 254V253H234ZM236 254V255H237ZM240 254H242V253H240ZM21 256H19L20 257V260H21V258H22V260H23V257H21ZM40 256V255H39ZM225 257H229L230 255H224ZM224 256H223V258H224ZM1 258H2V256H0ZM4 257V256H3ZM5 257L7 258L8 256H6L5 255ZM5 257H4V259L2 258V260L0 259V262L2 263V261H4L5 263L4 264H9V262H11L12 261V263H14V260H9V258H7V260L5 259ZM219 257H221V256H219ZM235 257V256H234ZM17 258V257H16ZM15 258V259H16ZM237 258V257H236ZM262 258V259H261ZM226 259V258H225ZM238 259V258H237ZM241 259V258H240ZM251 259V260H252ZM19 260V259H18ZM21 260V261H22ZM27 260V261H28ZM221 260V259H220ZM224 260V259H223ZM227 260H232V258H229V259H227ZM226 260V261H227ZM239 260V259H238ZM7 261V262H6ZM9 261V262H8ZM26 261V260H25ZM256 261V262H257ZM18 262V261H17ZM24 262V261H23ZM19 263V264H24V263ZM49 262V263H48ZM221 262V261H220ZM230 262H232V261H230ZM236 262V261H235ZM241 262V261H240ZM250 262V261H249ZM251 262H253V261H251ZM256 262H255V264H256ZM264 262V261H263ZM263 262H260V263H257V264H263ZM0 263V264H1ZM12 263H10V264H12ZM233 263H234V261H233ZM232 263V264H233ZM14 264H16V263H14ZM18 264V263H17ZM25 264H29L28 262L27 263H25ZM219 264H223V262H221V263H219ZM225 264V263H224ZM226 264H229V263H227L226 262ZM234 264H236V263H234ZM240 264V263H239ZM250 264H252V263H250ZM253 264H254V262H253Z\"/></svg>", "mask_w": 264, "mask_h": 264}, {"label": "water", "instance_id": "3", "mask_svg": "<svg viewBox=\"0 0 264 264\" xmlns=\"http://www.w3.org/2000/svg\"><path fill=\"white\" fill-rule=\"evenodd\" d=\"M259 133H260V134L264 133V126H262V127L260 128Z\"/></svg>", "mask_w": 264, "mask_h": 264}]
</instances>
